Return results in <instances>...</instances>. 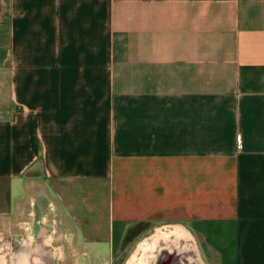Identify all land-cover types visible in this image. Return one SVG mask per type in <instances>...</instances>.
<instances>
[{"label":"crops","instance_id":"obj_1","mask_svg":"<svg viewBox=\"0 0 264 264\" xmlns=\"http://www.w3.org/2000/svg\"><path fill=\"white\" fill-rule=\"evenodd\" d=\"M141 222L264 264V0H0L9 260L48 232L52 264H114Z\"/></svg>","mask_w":264,"mask_h":264},{"label":"bare ground","instance_id":"obj_2","mask_svg":"<svg viewBox=\"0 0 264 264\" xmlns=\"http://www.w3.org/2000/svg\"><path fill=\"white\" fill-rule=\"evenodd\" d=\"M163 250L187 252L191 255V262L202 264L194 238L183 228L174 226L164 229L162 234H156L140 243L138 251L127 264H149Z\"/></svg>","mask_w":264,"mask_h":264},{"label":"rangeland","instance_id":"obj_3","mask_svg":"<svg viewBox=\"0 0 264 264\" xmlns=\"http://www.w3.org/2000/svg\"><path fill=\"white\" fill-rule=\"evenodd\" d=\"M167 228L163 227L156 231L151 229L145 232L142 236L137 238L134 242H132L129 245H125L123 241V243L120 245V247H118V249L115 252L114 264H127L131 260V258L135 255V253L138 251V246L140 245V243L144 242L146 239H149L152 236H155L156 234H159V233L162 234L164 229H167ZM192 237L195 240L197 252L202 262L204 264H210L214 257H211V254L208 252V249L205 246L203 247L202 243L199 240H197L194 237V235H192Z\"/></svg>","mask_w":264,"mask_h":264},{"label":"flooded vegetation","instance_id":"obj_4","mask_svg":"<svg viewBox=\"0 0 264 264\" xmlns=\"http://www.w3.org/2000/svg\"><path fill=\"white\" fill-rule=\"evenodd\" d=\"M166 252H168L170 255H162V253L160 252L157 258L152 262V264H197L196 262L190 261L191 255H189L187 252L176 250ZM8 256V248L4 247L3 243L0 242V264H23V262L17 259L11 262ZM200 261L202 264H204L201 258ZM149 264H151V262Z\"/></svg>","mask_w":264,"mask_h":264},{"label":"water","instance_id":"obj_5","mask_svg":"<svg viewBox=\"0 0 264 264\" xmlns=\"http://www.w3.org/2000/svg\"><path fill=\"white\" fill-rule=\"evenodd\" d=\"M48 232H43L41 235H40V240L38 243H40V245H38L37 247L31 249V250H28L27 253H26V263L25 264H35L34 262H31V261H34L35 258H43V262L41 263H38V264H52V262H50V258H49V255H48V251H47V248L43 245V241L42 240H46L47 237H48ZM38 239V238H37ZM162 255H170L168 252L166 251H162L161 252Z\"/></svg>","mask_w":264,"mask_h":264},{"label":"trees","instance_id":"obj_6","mask_svg":"<svg viewBox=\"0 0 264 264\" xmlns=\"http://www.w3.org/2000/svg\"><path fill=\"white\" fill-rule=\"evenodd\" d=\"M152 229V225L148 222H141L135 224L130 228L125 236L124 244L129 245L134 242L137 238L142 236L145 232Z\"/></svg>","mask_w":264,"mask_h":264}]
</instances>
